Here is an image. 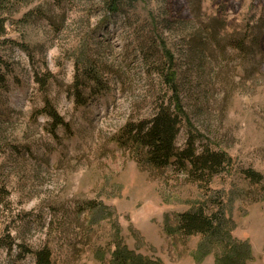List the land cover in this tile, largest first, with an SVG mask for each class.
I'll return each mask as SVG.
<instances>
[{
  "label": "rangeland",
  "instance_id": "1",
  "mask_svg": "<svg viewBox=\"0 0 264 264\" xmlns=\"http://www.w3.org/2000/svg\"><path fill=\"white\" fill-rule=\"evenodd\" d=\"M107 1L0 0V264H42L45 251L44 264H114L116 250L216 264L231 243L264 264V0H122L114 13ZM156 36L184 107L175 148L222 154L210 173L178 156L145 165L118 144L129 118L150 121L171 94L147 90ZM86 65L98 82L82 80L78 105ZM198 208L222 215L223 242L178 228Z\"/></svg>",
  "mask_w": 264,
  "mask_h": 264
},
{
  "label": "trees",
  "instance_id": "2",
  "mask_svg": "<svg viewBox=\"0 0 264 264\" xmlns=\"http://www.w3.org/2000/svg\"><path fill=\"white\" fill-rule=\"evenodd\" d=\"M122 0H108L107 11L114 13L120 9V2ZM5 19L0 17V34L5 32L4 24ZM152 40L149 47L151 49L147 51L152 55L145 57L144 61L147 63V90L162 92L170 91V96L167 99V103L161 102L160 106L156 109L152 119L150 121L137 120L129 118L121 132L119 133L118 144L124 148H136L139 151L141 157L140 162L142 164H148L163 168L174 157L178 156V166H184L186 160H191L193 173L204 175V173H210L212 170H216L223 161V156L220 153L206 151L200 157H194L192 146L189 145L186 149L179 152L175 148V138L180 129V124L183 121L184 107L179 95L177 86V70L176 61L173 52L166 46L165 41L159 36ZM241 44L244 43L243 39ZM202 52V51H201ZM150 62V63H149ZM151 70H156L160 75L159 85H153L151 79ZM83 78L80 80L77 76L75 79V102L78 105H82L86 102L85 95L81 94V90L84 88L82 80H89L88 76H95L97 71L91 70L90 66L86 65L83 68ZM86 74V76H85ZM88 75V76H87ZM98 76V75H97ZM3 79L0 74V84ZM95 82H98L97 77ZM45 85L46 82L43 81ZM156 88V90H155ZM164 88V90H163ZM47 111L53 125L65 126L64 119L55 112L51 105H48ZM251 178H259L257 173L249 171ZM4 187H0V198L5 195ZM224 227V219L220 213H212L207 215L203 208H198L191 212H184L178 216V228L185 233L200 232L205 237L212 239L218 238L223 242L225 239L221 235V231ZM228 243V242H227ZM229 253L219 257L216 264H245V259L248 256V246L243 243H231ZM117 251V250H116ZM115 251L113 255L114 264H156L155 262L147 259L138 258L134 263V259L131 262L130 258L119 254ZM119 254V255H118ZM49 254L45 251L42 253L40 259L42 264L48 261Z\"/></svg>",
  "mask_w": 264,
  "mask_h": 264
}]
</instances>
